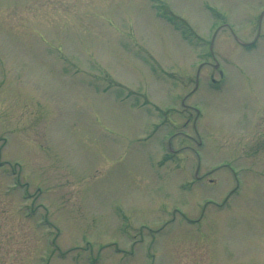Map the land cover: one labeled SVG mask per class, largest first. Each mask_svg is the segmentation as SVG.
<instances>
[{
    "label": "rangeland",
    "instance_id": "374dc122",
    "mask_svg": "<svg viewBox=\"0 0 264 264\" xmlns=\"http://www.w3.org/2000/svg\"><path fill=\"white\" fill-rule=\"evenodd\" d=\"M263 119L264 0H0V264H264Z\"/></svg>",
    "mask_w": 264,
    "mask_h": 264
},
{
    "label": "flooded vegetation",
    "instance_id": "af4514ba",
    "mask_svg": "<svg viewBox=\"0 0 264 264\" xmlns=\"http://www.w3.org/2000/svg\"><path fill=\"white\" fill-rule=\"evenodd\" d=\"M247 45H250V44H247ZM193 108H195V106H193ZM263 124H264V119L262 121V133H263V136H264ZM221 168H226L227 169V171H228L227 174L228 175L230 174V176H232V178L234 179V184L235 185L231 189H229L227 191L225 196L220 201L217 198H213V204L216 205L218 208H222L226 204L229 196L232 194L234 189H236L239 186V184H240L237 172L234 170V168L231 165H229L226 162H222L221 164L214 166L213 167V173L218 171ZM215 178H217V177L215 176ZM215 178H213V187L217 183ZM215 187H217V186H215Z\"/></svg>",
    "mask_w": 264,
    "mask_h": 264
}]
</instances>
